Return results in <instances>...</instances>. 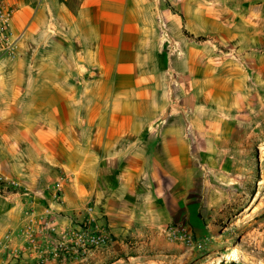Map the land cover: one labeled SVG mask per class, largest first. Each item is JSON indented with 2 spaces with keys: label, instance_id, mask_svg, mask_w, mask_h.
<instances>
[{
  "label": "crops",
  "instance_id": "1",
  "mask_svg": "<svg viewBox=\"0 0 264 264\" xmlns=\"http://www.w3.org/2000/svg\"><path fill=\"white\" fill-rule=\"evenodd\" d=\"M8 1L22 36L19 57H0V175L11 181L0 183V264L191 258L167 228L197 224L194 203L211 201L210 172L223 171L204 161L220 158L227 118L214 96L232 89L233 76L186 57L179 76L193 79L198 99L179 104L160 82L157 31L161 21L176 37L170 47L186 46L187 19L202 10L183 0L179 14L161 0ZM88 206L110 236L104 249L81 251L43 231L46 220L81 227Z\"/></svg>",
  "mask_w": 264,
  "mask_h": 264
},
{
  "label": "rangeland",
  "instance_id": "2",
  "mask_svg": "<svg viewBox=\"0 0 264 264\" xmlns=\"http://www.w3.org/2000/svg\"><path fill=\"white\" fill-rule=\"evenodd\" d=\"M180 1L160 2L173 13H184L185 7L193 12L201 9L203 16L188 17L191 30L181 33L188 41L183 47H170L174 33L168 30L166 37L157 29L162 58L166 57L161 64L163 87L172 97L176 93L179 104L197 102L198 86L179 76L186 57L194 69L195 63L206 62L208 74L224 72L233 79L231 90L214 96L216 105L227 109V118L220 158L204 161L205 169L223 171L210 172L211 201L194 203L197 224L171 225L179 234L184 228L192 243L166 237L192 252L191 258L178 259L177 264H264V0H183V8ZM191 31L202 36L195 38ZM233 89L239 95H231ZM42 224L43 231L59 235L55 225L56 233Z\"/></svg>",
  "mask_w": 264,
  "mask_h": 264
},
{
  "label": "built area",
  "instance_id": "3",
  "mask_svg": "<svg viewBox=\"0 0 264 264\" xmlns=\"http://www.w3.org/2000/svg\"><path fill=\"white\" fill-rule=\"evenodd\" d=\"M13 14V8L8 0H0V57H6L8 59H15L19 57L18 41L22 34L15 33L11 27V18ZM160 22L162 34L168 36L166 26L163 22ZM11 182L7 176L0 175V183ZM91 207L88 206L86 217L83 225L79 228H72L67 231H60L58 234L61 237H66L70 241H75V244L81 249L85 250H99L104 249L110 242V236L106 229L96 222L95 217L91 215ZM45 228L48 231L56 233V229L49 221H45ZM180 234L173 227L167 228V237L173 240L181 241L184 243H192L191 237L186 233L184 228L180 229ZM35 231L28 228V233L32 237ZM61 246V244H57Z\"/></svg>",
  "mask_w": 264,
  "mask_h": 264
}]
</instances>
